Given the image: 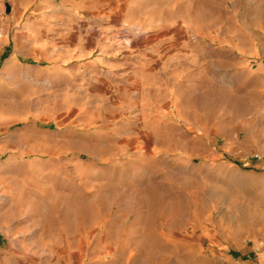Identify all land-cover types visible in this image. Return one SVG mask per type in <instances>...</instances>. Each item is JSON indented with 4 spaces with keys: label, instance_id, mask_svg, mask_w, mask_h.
Returning <instances> with one entry per match:
<instances>
[{
    "label": "rangeland",
    "instance_id": "rangeland-1",
    "mask_svg": "<svg viewBox=\"0 0 264 264\" xmlns=\"http://www.w3.org/2000/svg\"><path fill=\"white\" fill-rule=\"evenodd\" d=\"M76 1L0 0V264L250 261L264 237V0H179L163 30L124 38L135 68L83 99L90 81L56 41L127 9Z\"/></svg>",
    "mask_w": 264,
    "mask_h": 264
},
{
    "label": "crops",
    "instance_id": "crops-1",
    "mask_svg": "<svg viewBox=\"0 0 264 264\" xmlns=\"http://www.w3.org/2000/svg\"><path fill=\"white\" fill-rule=\"evenodd\" d=\"M75 0L74 7L80 5ZM179 0H126L125 8L126 16L119 17L116 15L100 16L93 19L90 23L95 26L89 28L69 27L68 33L59 37L56 41L58 48L66 49L67 55L74 58L75 70L79 73L76 75L77 80L87 78L90 84L80 83L79 91L81 99L87 97L85 90H93L94 88H106V77L111 73H121L131 71L135 68L132 61L125 58L124 40L128 39L133 43V31H143L149 29L163 30V26L169 23L171 18H177L176 9ZM106 7V5H101ZM100 7V5H99ZM171 13L168 19L167 14ZM115 23L114 30L116 36L112 40H105L104 36H99L100 28L104 23ZM76 24H79L78 22ZM74 30V31H73ZM130 30L128 36L124 35V31ZM111 33V32H110ZM126 36V37H124ZM128 37V38H127ZM125 38V39H124ZM98 72V77L94 72ZM125 78V77H124ZM106 93V92H105ZM253 249V257L248 261L244 254L238 258H232L235 264H264V251L260 252V245L264 247V237H256Z\"/></svg>",
    "mask_w": 264,
    "mask_h": 264
}]
</instances>
